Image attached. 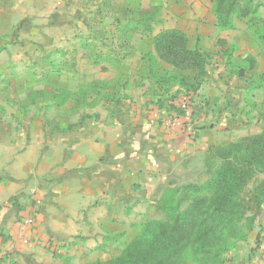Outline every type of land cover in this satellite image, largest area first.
<instances>
[{
  "label": "crops",
  "instance_id": "crops-1",
  "mask_svg": "<svg viewBox=\"0 0 264 264\" xmlns=\"http://www.w3.org/2000/svg\"><path fill=\"white\" fill-rule=\"evenodd\" d=\"M152 8V30L136 28ZM167 29L206 53L240 34L219 27L210 0H0V264L118 256L157 218L165 191L201 183L212 147L264 128V58L244 79L220 62L210 76L208 62L186 95L180 78L195 72L155 46ZM228 257L264 264V205Z\"/></svg>",
  "mask_w": 264,
  "mask_h": 264
},
{
  "label": "trees",
  "instance_id": "trees-1",
  "mask_svg": "<svg viewBox=\"0 0 264 264\" xmlns=\"http://www.w3.org/2000/svg\"><path fill=\"white\" fill-rule=\"evenodd\" d=\"M211 1L221 29H233L236 19L249 17L248 23L254 33L264 38L259 5L254 0ZM158 11L156 8L155 12L144 13L134 26L152 30ZM155 46L162 59L175 67L195 72L193 77H181L180 83L186 88L184 94H196L208 75V54L198 46L189 48L187 36L173 29L161 31L155 37ZM111 51L116 60L127 56L124 49ZM172 98H178L177 94ZM214 159L219 161V165L208 182L165 191L160 208L166 210L167 220H143L139 236L128 243L118 257L96 264H187L188 259L196 264H211L231 247L234 240L243 239L245 235L241 233L238 214L249 213L246 218L250 229L264 205V182L243 203L238 200L242 189L264 169V130L260 134L212 147L207 164ZM183 194H189V204L184 207Z\"/></svg>",
  "mask_w": 264,
  "mask_h": 264
},
{
  "label": "rangeland",
  "instance_id": "rangeland-1",
  "mask_svg": "<svg viewBox=\"0 0 264 264\" xmlns=\"http://www.w3.org/2000/svg\"><path fill=\"white\" fill-rule=\"evenodd\" d=\"M211 1V0H210ZM212 2V1H211ZM254 3L259 5L258 6V15L261 17L262 21L260 22L261 26H264V0H254ZM151 12H155V9L152 8ZM249 17H243V18H238L236 19V25H235V30L240 31V34L237 37V41L234 43H230L228 39H221L219 41V47L218 49H212L209 51L207 60L209 62V71H211V75L215 74L214 70L216 69L215 66L217 64H224L227 67V71L230 70V73L238 76L239 78H242L245 74L246 68L250 65L251 69L255 68L258 69L261 64V60L264 58V38H261V36H257V34L254 33V29L249 26ZM51 31L54 29L55 31V41L57 40L58 44V39L61 37L59 35V29L61 24H59V20L56 18L54 19L53 13H51ZM95 24L93 23V27ZM97 27V26H96ZM92 28V26H91ZM229 29V31L233 30ZM236 32V34H237ZM231 37V35H230ZM52 42V41H51ZM109 42V41H107ZM197 43H200V38L197 40ZM116 47V45H113ZM120 50V48H119ZM264 65V64H263ZM224 66V68H225ZM246 66V67H245ZM218 68V67H217ZM177 72L176 70H174ZM189 73H193L189 71ZM221 73L217 72L216 75H220ZM244 79V78H242ZM190 87H193V84H189ZM264 119V116H263ZM264 124V121H263ZM264 128H262L261 132H263ZM260 132V133H261ZM256 133V134H260ZM255 134V135H256ZM252 136V135H249ZM248 137V136H245ZM242 137V138H245ZM241 138V139H242ZM219 161L217 159L212 160L210 163H206L202 171L206 173V176H203V178H199L201 180H195V181H200L202 184L208 182L211 178L214 176V171L218 167ZM207 177V178H206ZM189 181V180H188ZM262 182H264V169H262L255 177L246 185L243 189L242 192L239 195V203H243L247 198L250 196V193ZM185 186V185H184ZM177 187V186H176ZM182 187V186H179ZM168 191V190H167ZM210 196L212 195L211 193H208ZM183 197V207L187 206L189 204V194H183L181 195ZM160 208V207H159ZM161 210L158 211L157 218H151V219H161V220H167L168 215L166 210L163 208H160ZM249 213L243 212L238 214L239 218V226L242 229L243 235H247L248 231L252 229V227L249 229V224L246 216ZM149 219V218H148ZM142 224V223H141ZM141 232V231H140ZM140 234V233H139ZM242 235V236H243ZM139 236V235H138ZM137 236V237H138ZM244 239V238H243ZM242 239H236L232 242L231 247L227 250L221 253L219 258L214 260L211 264H227V261H232L231 258H229V252L235 249V246L241 241ZM126 246V245H125ZM125 246L122 248L120 254L122 253L123 249ZM119 254V255H120ZM118 255V256H119ZM116 256V257H118ZM114 257V258H116ZM112 258V259H114ZM111 260V259H110ZM109 261V260H108ZM187 264H196L191 262L190 259L187 260Z\"/></svg>",
  "mask_w": 264,
  "mask_h": 264
},
{
  "label": "built area",
  "instance_id": "built-area-1",
  "mask_svg": "<svg viewBox=\"0 0 264 264\" xmlns=\"http://www.w3.org/2000/svg\"><path fill=\"white\" fill-rule=\"evenodd\" d=\"M191 103L192 100L190 99V97H185L184 99L181 100L180 105L183 108V110H185V113H183V118L186 120V122L189 124V122H191L192 124L194 123L193 121H191L192 119V115L191 112L189 111V107L191 108ZM203 106L204 108L208 105H206V102L203 101ZM188 110V111H187ZM180 118L178 116H174L173 120L174 121H178ZM33 223V219L32 218H26L24 220V224H32Z\"/></svg>",
  "mask_w": 264,
  "mask_h": 264
}]
</instances>
